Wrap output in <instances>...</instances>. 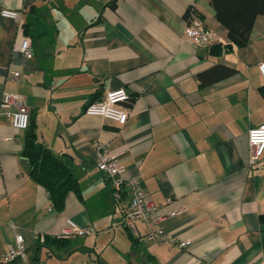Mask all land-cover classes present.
Segmentation results:
<instances>
[{
    "label": "crops",
    "instance_id": "0c3cea01",
    "mask_svg": "<svg viewBox=\"0 0 264 264\" xmlns=\"http://www.w3.org/2000/svg\"><path fill=\"white\" fill-rule=\"evenodd\" d=\"M0 0V95L18 92L34 114L37 138L66 158L79 190L56 211L20 157L24 128L0 104V264L22 234L26 264H264V152L246 162V130L264 120V14L245 40L230 41L210 0ZM16 10L18 17L1 14ZM197 15L217 38L207 45L182 36L186 15ZM32 54L19 50L21 37ZM221 43L212 49L213 43ZM223 43H227L223 44ZM233 70L200 82L197 73ZM10 70H17L14 79ZM123 87L128 112L121 127L84 105ZM138 175L174 243L142 238L121 222L128 193L110 195L95 165L97 144ZM90 226L58 236L66 219ZM33 231L44 234L39 241ZM187 239L184 246L177 242Z\"/></svg>",
    "mask_w": 264,
    "mask_h": 264
},
{
    "label": "built area",
    "instance_id": "2783aa9c",
    "mask_svg": "<svg viewBox=\"0 0 264 264\" xmlns=\"http://www.w3.org/2000/svg\"><path fill=\"white\" fill-rule=\"evenodd\" d=\"M1 14L18 17L19 13L16 10L2 9ZM187 22L182 30V36L194 43L207 45L216 40L217 35L214 30L208 28L204 21L197 15L186 14ZM19 50L25 56L29 57L32 54L30 38L25 35L21 37L19 42ZM257 69L264 81V58L256 62ZM10 76L17 79L19 72L10 70ZM128 95L123 87L105 90L102 98L88 101L83 108V112L87 114L100 115L121 127L128 115L126 109L122 106L127 101ZM1 105H10L8 111L10 123L15 128H25L28 124L29 110L26 106L23 96L18 92L3 91L0 95ZM247 159L248 164L258 160L264 152V120L247 128ZM96 167L104 172L107 177L110 195L114 199H120L122 196V186L125 185L129 197L127 205L124 207L121 222L129 230L136 231V223L140 220L144 221L147 230L138 234L154 242H169L174 243L175 236L164 231L159 224L160 220L176 212L174 208L166 211H157L158 205L149 198L146 188L140 181L138 175L124 176L123 165L111 154L105 145H96ZM13 233V240L7 243L5 250L2 252V261H11L15 258H20L24 264L27 262L25 246L23 244L22 234L14 229V224L10 223ZM93 229L90 226H80L73 224L72 220L67 218L66 224L62 226L58 236L66 237L71 234L91 233ZM32 235L37 236L39 241L44 240V234L39 231H33ZM187 239H181L177 242L178 246H184Z\"/></svg>",
    "mask_w": 264,
    "mask_h": 264
},
{
    "label": "trees",
    "instance_id": "16d2710c",
    "mask_svg": "<svg viewBox=\"0 0 264 264\" xmlns=\"http://www.w3.org/2000/svg\"><path fill=\"white\" fill-rule=\"evenodd\" d=\"M106 3L114 7L115 0H107ZM210 3L215 17L226 28L230 41L235 43L245 40L255 15L264 14V0H210ZM213 44L211 50H221L220 42ZM232 70L229 67L213 65L198 72L197 77L200 82H204L219 78ZM20 157L25 161L28 175L44 187L51 206L56 211L62 209L64 196L68 191L78 193V180L68 160L55 154L38 140L34 114L29 113L28 124L24 128ZM261 218L264 219V214Z\"/></svg>",
    "mask_w": 264,
    "mask_h": 264
}]
</instances>
